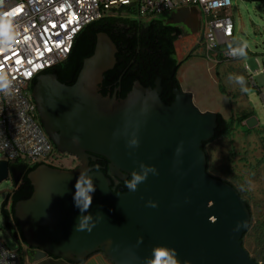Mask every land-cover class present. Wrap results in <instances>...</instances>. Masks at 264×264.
I'll use <instances>...</instances> for the list:
<instances>
[{"label":"water","instance_id":"1","mask_svg":"<svg viewBox=\"0 0 264 264\" xmlns=\"http://www.w3.org/2000/svg\"><path fill=\"white\" fill-rule=\"evenodd\" d=\"M198 16L196 8H180L163 20L196 35ZM116 52L108 35L98 33L93 54L83 60L72 85L49 73L33 83L44 133L60 153L79 162L73 170L41 164L27 175L32 194L13 210L34 261L80 264L98 253L112 264H146L152 248L165 245L175 249L178 264H264L242 246L250 222L246 203L231 185L206 172L202 144L214 135L217 113L200 111L182 89L173 90V103L165 105L160 78L153 88L134 82L123 99L115 90L103 96V75L114 67ZM245 125L250 129L257 121L250 117ZM133 136L137 146L127 143ZM100 158L107 160L110 177L122 182L140 171V162L154 165L157 173L149 172L135 190L113 192L110 178L93 164ZM82 170L95 185L86 210L96 222L91 231L75 229L83 214L74 200ZM9 173L18 183L20 173L0 160V182Z\"/></svg>","mask_w":264,"mask_h":264},{"label":"built area","instance_id":"2","mask_svg":"<svg viewBox=\"0 0 264 264\" xmlns=\"http://www.w3.org/2000/svg\"><path fill=\"white\" fill-rule=\"evenodd\" d=\"M232 1L0 0V73L7 74L14 87L10 95L0 93V160L9 167L16 161L62 170L78 167L79 162L60 153L44 133L31 87L39 75L67 59L86 25L116 14L123 6L136 12L135 18L143 23L180 8H196L199 30L193 52L217 62H233L240 55L230 53L237 47L233 43ZM8 178L13 181L10 173ZM15 185L13 182V190ZM0 264H25L18 250L1 237Z\"/></svg>","mask_w":264,"mask_h":264},{"label":"rangeland","instance_id":"3","mask_svg":"<svg viewBox=\"0 0 264 264\" xmlns=\"http://www.w3.org/2000/svg\"><path fill=\"white\" fill-rule=\"evenodd\" d=\"M131 12L136 15V12L132 10ZM118 13L120 12H116V14ZM230 13L234 24L233 43L237 47L244 46L245 54L240 55L233 62H222L228 63V65L225 66L226 70L223 71L222 77L218 73L216 74L217 79L214 87H211L203 79L204 97L207 98L210 107H220V111L225 114L226 119H234L243 112L251 113L252 117L256 119L257 125L248 129L245 120L242 122L243 128L234 127L230 136L209 141L204 147V152L208 174L231 185L242 200L248 204L250 222L241 238L242 246L251 259L263 263L264 0H233ZM184 39L186 44L183 45V48L191 54L198 41L197 34L187 37L181 35L176 41L184 42ZM177 44L179 43L177 42ZM178 51L180 53V49ZM210 64L213 67L215 63L211 62ZM235 70L238 75L244 77L242 81L233 77L232 72ZM219 86L224 88V94L219 92ZM244 127L251 131L244 133ZM60 164L65 165V163ZM13 187V181L10 178L0 182V211L2 203ZM7 208H9L8 205ZM0 237L10 248L18 250L21 256L24 255L22 243L12 237L4 227L1 212ZM24 263L30 264L26 260Z\"/></svg>","mask_w":264,"mask_h":264},{"label":"trees","instance_id":"4","mask_svg":"<svg viewBox=\"0 0 264 264\" xmlns=\"http://www.w3.org/2000/svg\"><path fill=\"white\" fill-rule=\"evenodd\" d=\"M127 8L123 6L116 10L126 14L118 13L105 16L86 25L76 36L67 59L44 73L55 74L60 83L72 85L81 69L83 60L93 54L97 34L105 33L115 44L117 52L114 67L103 75L100 93L103 96L112 95L115 90L116 97L123 99L131 91L134 82H139L145 88H153L156 78H160V99L165 105H171L174 100L173 90L180 89L177 72L181 64L192 57L189 54L181 62L175 58L174 43L181 36L183 30L180 26L167 25L163 17L143 23L135 18L134 13L129 8L128 11ZM219 92L225 93L222 86H219ZM252 116L251 113L243 112L234 119H225L217 113L216 128L210 141L230 136L234 127L243 128L242 122ZM250 131L244 127V133ZM207 143L202 144L203 151ZM93 164H97L100 167L99 170L110 178L113 192H117L119 187H122L123 191L127 190L128 180L122 182L110 177L106 159L100 158ZM10 167L19 172L21 176L15 189L2 203L0 212L6 230L19 243L25 244L14 217L13 208L18 201L31 196L33 188L27 175L38 165L29 166L16 161L11 163ZM8 203H10L9 208H7ZM246 206L249 210L247 203ZM262 260L264 263V257Z\"/></svg>","mask_w":264,"mask_h":264},{"label":"clouds","instance_id":"5","mask_svg":"<svg viewBox=\"0 0 264 264\" xmlns=\"http://www.w3.org/2000/svg\"><path fill=\"white\" fill-rule=\"evenodd\" d=\"M164 17L166 16H163V18ZM230 53L232 55H244L245 48L244 46L231 48ZM236 79L242 81L244 77L242 75H237ZM13 92H14L13 81L8 77L7 74L0 73V93H3L4 95H10ZM127 143L130 146H137L139 141L136 136H133L128 140ZM179 151L180 148L177 147L176 152L179 153ZM139 168L140 171H137L135 169L132 171V178L131 180L127 181V188L129 190H135L138 182L145 180L149 172L153 174L157 173V169L154 165L140 162ZM74 187H75V192H74L75 203L80 208L81 213H83L78 217V221L75 224V229L91 231V229L96 223L92 219L91 213L86 211L89 208L91 202V193L94 191L95 188L91 175L86 173V171L83 170L80 171V173L76 178ZM147 204H149L152 207L157 206L156 201L154 200H148ZM97 215L98 217H100L102 214L98 213ZM139 240H142V238H138V241ZM146 264H178L175 249L165 245L154 246L151 250L150 256L146 258Z\"/></svg>","mask_w":264,"mask_h":264},{"label":"crops","instance_id":"6","mask_svg":"<svg viewBox=\"0 0 264 264\" xmlns=\"http://www.w3.org/2000/svg\"><path fill=\"white\" fill-rule=\"evenodd\" d=\"M182 36L187 37L190 35L182 34ZM177 42L179 44H177ZM184 44H186L185 39L184 42L175 41L174 43L175 58L178 62H181L182 60H184V58L187 55H189L188 51L183 48ZM178 49H180V53ZM191 55L192 57H190L187 61L182 63L177 72V79L179 82L180 89H182L183 91H188L192 94L193 102L200 111H211V112L219 113L223 118H225V114H223V112L220 111V107L215 105L216 107L212 108L209 106L207 102V98L204 97L203 79L206 80L211 87H214L217 79L216 73H218L219 76L222 77V73H224L223 71L226 70L225 66L228 65V63H222V62H217L216 60L207 59L205 56L200 55L196 52H193ZM211 62L215 63L213 67H211L212 66L210 64ZM237 73L238 72H236V70L235 72H232L234 78L237 77L238 75ZM220 97L221 96L219 95L218 98L220 99ZM80 264H112V263L106 257L98 253H94L89 255Z\"/></svg>","mask_w":264,"mask_h":264},{"label":"flooded vegetation","instance_id":"7","mask_svg":"<svg viewBox=\"0 0 264 264\" xmlns=\"http://www.w3.org/2000/svg\"><path fill=\"white\" fill-rule=\"evenodd\" d=\"M180 27L182 28L183 33H184L185 32V29L182 26H180ZM91 164H90V166H92ZM23 249H24V255L22 256V258H23L24 261L26 260L30 264H41L40 262H35L34 261V259H33L34 250L32 248H29V247H27L25 245V246H23Z\"/></svg>","mask_w":264,"mask_h":264},{"label":"bare ground","instance_id":"8","mask_svg":"<svg viewBox=\"0 0 264 264\" xmlns=\"http://www.w3.org/2000/svg\"><path fill=\"white\" fill-rule=\"evenodd\" d=\"M202 112H204V111H202Z\"/></svg>","mask_w":264,"mask_h":264}]
</instances>
